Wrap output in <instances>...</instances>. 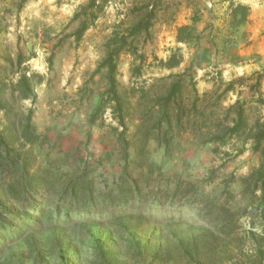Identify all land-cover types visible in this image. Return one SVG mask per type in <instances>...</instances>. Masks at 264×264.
<instances>
[{"label": "rangeland", "instance_id": "rangeland-1", "mask_svg": "<svg viewBox=\"0 0 264 264\" xmlns=\"http://www.w3.org/2000/svg\"><path fill=\"white\" fill-rule=\"evenodd\" d=\"M1 84L0 264H186L193 246L243 261L264 250L263 209L240 210L264 156L215 140L238 100L251 123L264 118V0H0ZM78 183L83 198L70 192ZM226 226L236 235L224 243Z\"/></svg>", "mask_w": 264, "mask_h": 264}, {"label": "trees", "instance_id": "trees-1", "mask_svg": "<svg viewBox=\"0 0 264 264\" xmlns=\"http://www.w3.org/2000/svg\"><path fill=\"white\" fill-rule=\"evenodd\" d=\"M93 6H96L95 3H92ZM239 10L244 11L243 14V21L246 20L247 14H246V8L240 6L238 8ZM87 24L84 23L82 28L79 31V35L83 34L87 30ZM180 60L177 59V57H171L168 62L164 65L167 69H172L174 67H177L180 65ZM112 64V63H110ZM115 72V67L111 65L110 69V83L112 91L117 86V82L115 77L113 76ZM233 84L229 85V88L225 91L226 93L231 92ZM231 87V88H230ZM18 88L21 90L20 92L23 93L24 97L31 96L32 93V78L27 75L26 72H23L20 75L19 81H18ZM7 96V85L1 84L0 85V109H3V102L5 100V97ZM264 106V100L260 99L259 106ZM253 110L246 109L245 108V101L238 100L229 110V112H233L234 115L228 114L226 117V122L228 123L231 120L232 127L230 126H224L222 122H219V129L218 133L215 135V140L219 141L221 143H225L228 139L236 138L237 141H240V143L245 146L248 144V142L253 143V150L256 152L262 153L264 156V118L262 116H258L254 123H251V112ZM233 116V118H232ZM232 118V119H231ZM3 133L0 131V144H4V140L2 137ZM243 152V151H242ZM246 188L248 190V193L251 195V199H248L245 203V207L241 208L240 210H243V214H248V209L255 208V211L257 212V209L259 206L264 211V162L260 166V168L254 173L251 174L246 178L245 181ZM85 191L83 184H75L71 187L70 192L75 195L83 198V192ZM124 192V190H122ZM121 191V192H122ZM261 192L260 196H257V193ZM117 194L116 197H113L114 200H122L121 197H118ZM259 201V202H258ZM258 202V204H257ZM6 202H4L1 206L2 212L10 213L9 208L6 207ZM81 208H85L81 207ZM236 214L233 213L231 210H227L225 212V223L229 226H235L236 222L239 221L236 220ZM262 227L264 228V223H261ZM226 226V230H223V227L221 230L218 231V235L225 234V238H228L224 241V243L230 241V239H234V236L236 235V230L232 229L230 230V227ZM231 227V228H232ZM236 227V226H235ZM250 238L252 240H255V234L249 233ZM230 238V239H229ZM245 238H241V243H244ZM263 242V239H261V243ZM190 245H186L185 248H188ZM186 250L185 256H188V260L186 261V264H227V262H230L231 264H263L264 261V250H262V244H259V247L255 250L254 254L249 256L247 260L238 261L237 259H231V256L226 253V248L224 247V252L220 254V256L223 259L218 258H210L206 257L207 254L211 256L213 254V251L209 253L201 254V250L198 246H193L191 250ZM192 255V256H191ZM228 257L227 259H225ZM232 260V261H231Z\"/></svg>", "mask_w": 264, "mask_h": 264}]
</instances>
